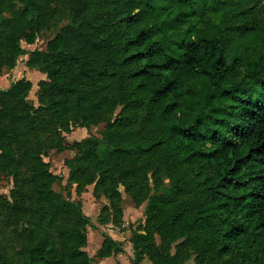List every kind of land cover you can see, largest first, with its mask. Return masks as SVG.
<instances>
[{"label":"trees","instance_id":"obj_1","mask_svg":"<svg viewBox=\"0 0 264 264\" xmlns=\"http://www.w3.org/2000/svg\"><path fill=\"white\" fill-rule=\"evenodd\" d=\"M40 1L0 0L1 69H14L26 53L22 37L34 42L28 30L39 26ZM85 2L88 15L73 29L95 39L91 53L72 49L68 28L36 53L49 62L45 115L65 123L75 113L91 125L125 105L107 120L103 139L75 143L78 155L66 161L70 181L95 182V192L119 196V184L132 187L134 164L146 180L163 168L173 182L148 197L165 243L152 256L156 264L178 263L169 236L193 246L203 256L199 264H264V0ZM98 80L96 95L81 88ZM32 87L22 78L0 88V168L13 166L18 182L23 159L33 155L30 136L46 130L26 100ZM35 161L29 182L37 211L0 196L8 224L37 213L34 227L24 229L27 264H92L81 204L56 192L57 176ZM64 216L77 222L59 228L61 244L42 235L47 221ZM131 240L136 256L151 252L147 233L135 231ZM120 246L107 237L98 255Z\"/></svg>","mask_w":264,"mask_h":264},{"label":"rangeland","instance_id":"obj_2","mask_svg":"<svg viewBox=\"0 0 264 264\" xmlns=\"http://www.w3.org/2000/svg\"><path fill=\"white\" fill-rule=\"evenodd\" d=\"M85 4V0H41L39 2V26L28 30L35 38L34 42L29 43L22 37L20 44L26 53L18 58L17 66L11 70L7 67L0 68L1 88L7 89L10 83L22 78L32 81L33 87L28 91L26 100L33 113L37 115L36 122L46 127L44 132H34L30 136L31 142L29 143L34 156L31 155L28 160L23 159L25 165L19 168L21 169L19 182L18 174L11 168L13 166L7 170L0 168V196L6 199L10 206H13L17 200L20 201V205L32 207V210L36 212L39 205L32 192L29 173L36 163L35 159L40 157L49 165V171L57 176L53 182V189L82 206L83 222H85L83 226L88 236L84 249L91 257L92 264H156L152 256L161 251L165 243L159 234L162 221L148 213V197L155 191H164L173 179L165 174L163 168H160L159 171H148L146 176L149 179L146 180L143 177L142 167L134 164L131 167L133 171L131 175L135 177L131 183L132 187L129 189L124 184H119L120 195L111 196L102 190L95 192V182L83 184L81 182L83 179L80 183L70 181L71 168L66 163L68 159H74L78 155L76 142L91 137L103 139L107 120L115 121L124 112L125 104L118 103L106 115L105 120L91 125L83 124L75 113H71L65 123H57L45 115L44 107L48 104L50 97L47 88L49 78L45 70L49 62L44 56L36 53L47 51L49 41L66 28L69 29L72 49L91 53L90 48L95 39L87 40L73 29L80 27V19L88 15L87 12L81 10L85 9ZM11 12L8 10L7 16H10ZM3 57L5 58L4 54ZM95 65L99 67V62ZM77 78L80 81L82 76L77 74ZM100 83V80L95 84L81 82V88L91 95H96L98 92L96 85ZM21 146L25 149L26 145L23 143ZM87 169L84 171L92 175L91 167L87 166ZM81 186L84 187L80 189ZM32 216L36 217L37 213L27 214L25 220L18 225L8 224L6 212L0 211V264H27L26 243L28 240L24 229L34 227L37 219H31ZM76 222L75 218L69 216L59 217L56 222L47 221L41 228V233L49 235L61 244L58 237L59 228ZM135 231L142 234L147 233L152 244L151 252L140 251V257L136 256L131 240ZM107 237L118 241L121 250L109 257H99L98 251ZM166 241L171 243V254L177 255V264L201 263L203 256L197 253L193 246L186 244L183 238L175 240L169 236Z\"/></svg>","mask_w":264,"mask_h":264},{"label":"crops","instance_id":"obj_3","mask_svg":"<svg viewBox=\"0 0 264 264\" xmlns=\"http://www.w3.org/2000/svg\"><path fill=\"white\" fill-rule=\"evenodd\" d=\"M10 85H11V83L8 85V87H9ZM8 87H7V88H8ZM0 88H1V87H0ZM4 88H5V87H4Z\"/></svg>","mask_w":264,"mask_h":264}]
</instances>
